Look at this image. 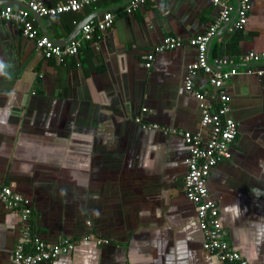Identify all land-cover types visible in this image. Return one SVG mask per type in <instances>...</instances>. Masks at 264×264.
I'll use <instances>...</instances> for the list:
<instances>
[{
    "label": "crops",
    "instance_id": "0c3cea01",
    "mask_svg": "<svg viewBox=\"0 0 264 264\" xmlns=\"http://www.w3.org/2000/svg\"><path fill=\"white\" fill-rule=\"evenodd\" d=\"M39 1L52 7L69 0ZM124 1L31 16L38 34L47 31L64 46L81 23L106 10L115 15L95 43L61 63L45 60L15 25L0 26V182L28 202L37 237L73 243L69 253L39 264H219L204 250L184 194L189 149L179 135L209 131L184 87L195 60L186 42L208 29L219 8L209 0H145L127 15ZM221 3L234 19L238 1ZM4 6L24 8L21 0H0ZM167 37L184 44L154 53L146 67ZM250 51L264 52V0H249L242 29H217L207 59L238 63ZM207 80L196 74L194 89L212 94ZM224 90L238 133L231 158L210 171L208 198L230 249L264 264V75L233 76ZM22 224L0 202V264H11Z\"/></svg>",
    "mask_w": 264,
    "mask_h": 264
},
{
    "label": "built area",
    "instance_id": "2783aa9c",
    "mask_svg": "<svg viewBox=\"0 0 264 264\" xmlns=\"http://www.w3.org/2000/svg\"><path fill=\"white\" fill-rule=\"evenodd\" d=\"M21 1L24 8L4 6L0 9V26L12 24L18 27L21 34L34 43L43 58L54 63H61L66 58L77 56L85 43H95L99 39V34L111 28L115 20L113 13L105 12L99 19L84 23L80 27L78 37L71 39L64 46H58L48 36L35 31L31 16L56 17L64 13H78L98 0H69L52 7L44 6L39 0ZM209 1L219 8L218 15L204 33L196 35L186 42L195 51V60L188 67L184 78L186 91L200 103V124L203 128H208L209 131L205 137L200 133L179 131V135L189 149L183 190L186 198L195 206L196 222L204 236V250L214 255L219 264H249L237 252L232 251L224 239L217 207L208 198L206 182L213 167L231 158L230 146L238 133L236 124L227 116L229 98L224 90L225 85L231 77L239 74L264 75V52H247L239 58L238 63H232L227 59H218L213 65L210 64L207 59L210 40L214 37L217 29L226 24H231L232 30L243 28L247 20L249 0H237L238 6L234 19L232 18L234 11L232 7L221 3V0ZM144 2L145 0H129L124 6V13L132 14ZM183 44L184 42L180 39L165 38L148 54L145 66H150L154 53L179 48ZM196 74H202L208 78L207 81L213 88L212 94L206 90L194 89L193 78ZM211 100H216L217 103L214 104ZM144 127L157 129L156 125H144ZM0 202L6 208L18 211L23 222L20 239L12 253L11 264H39L73 250V243L68 240L49 245L37 237L29 225L32 212L28 202L12 192L10 187L2 182H0Z\"/></svg>",
    "mask_w": 264,
    "mask_h": 264
},
{
    "label": "water",
    "instance_id": "95a60500",
    "mask_svg": "<svg viewBox=\"0 0 264 264\" xmlns=\"http://www.w3.org/2000/svg\"><path fill=\"white\" fill-rule=\"evenodd\" d=\"M128 1H129V0H125V1L122 3V5L125 6V5L128 3ZM104 12H107V10L104 11ZM104 12H103V13H104ZM34 16H37V15H34ZM235 16H236V15H234V18H235ZM37 18L40 19V17H38V16H37ZM82 25H83L82 23H81V25H79V29H78V31L80 30V27H81ZM227 26H229V24H226L224 27H227ZM43 34L46 35V36H48V37L52 40V38L49 36V34H48L47 31H44ZM52 41H53V40H52ZM53 42H54V41H53Z\"/></svg>",
    "mask_w": 264,
    "mask_h": 264
},
{
    "label": "trees",
    "instance_id": "16d2710c",
    "mask_svg": "<svg viewBox=\"0 0 264 264\" xmlns=\"http://www.w3.org/2000/svg\"><path fill=\"white\" fill-rule=\"evenodd\" d=\"M72 14H75V13H72ZM88 43H91V42H87V43H85V44H88ZM220 59V58H219Z\"/></svg>",
    "mask_w": 264,
    "mask_h": 264
},
{
    "label": "clouds",
    "instance_id": "9594fccd",
    "mask_svg": "<svg viewBox=\"0 0 264 264\" xmlns=\"http://www.w3.org/2000/svg\"><path fill=\"white\" fill-rule=\"evenodd\" d=\"M0 67H2V65H0Z\"/></svg>",
    "mask_w": 264,
    "mask_h": 264
}]
</instances>
